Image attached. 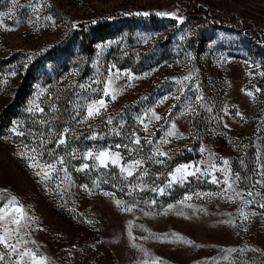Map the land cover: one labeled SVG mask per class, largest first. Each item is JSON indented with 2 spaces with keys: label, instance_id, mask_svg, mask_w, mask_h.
<instances>
[{
  "label": "rangeland",
  "instance_id": "rangeland-1",
  "mask_svg": "<svg viewBox=\"0 0 264 264\" xmlns=\"http://www.w3.org/2000/svg\"><path fill=\"white\" fill-rule=\"evenodd\" d=\"M0 264H264V0H0Z\"/></svg>",
  "mask_w": 264,
  "mask_h": 264
},
{
  "label": "trees",
  "instance_id": "trees-1",
  "mask_svg": "<svg viewBox=\"0 0 264 264\" xmlns=\"http://www.w3.org/2000/svg\"><path fill=\"white\" fill-rule=\"evenodd\" d=\"M190 13V15L189 16H197L198 15V12H197V10H196V8H193L192 7V9H190V11H189ZM206 12V11H205ZM203 13L202 14V16H204L205 18H208L207 17V14L206 13ZM99 28V31H105V30H107L108 29V27L106 26V25H103V24H101V25H99L98 26ZM240 31H242V32H244L245 31V29H239ZM245 32H247V31H245ZM254 37H255V39H257V40H259V41H261L262 42V36L261 35H259L258 37L256 36V33H255V35H254ZM76 179L77 180H79L80 179V181L81 180H90L91 179V176L89 175V173L88 172H85V173H80V174H78V175H76Z\"/></svg>",
  "mask_w": 264,
  "mask_h": 264
},
{
  "label": "snow or ice",
  "instance_id": "snow-or-ice-1",
  "mask_svg": "<svg viewBox=\"0 0 264 264\" xmlns=\"http://www.w3.org/2000/svg\"><path fill=\"white\" fill-rule=\"evenodd\" d=\"M17 223H18V221H17Z\"/></svg>",
  "mask_w": 264,
  "mask_h": 264
}]
</instances>
